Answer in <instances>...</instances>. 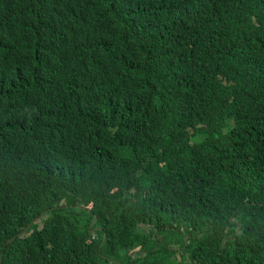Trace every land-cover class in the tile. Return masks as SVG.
I'll return each instance as SVG.
<instances>
[{"label": "trees", "instance_id": "16d2710c", "mask_svg": "<svg viewBox=\"0 0 264 264\" xmlns=\"http://www.w3.org/2000/svg\"><path fill=\"white\" fill-rule=\"evenodd\" d=\"M0 264H264V0H0Z\"/></svg>", "mask_w": 264, "mask_h": 264}, {"label": "clouds", "instance_id": "9594fccd", "mask_svg": "<svg viewBox=\"0 0 264 264\" xmlns=\"http://www.w3.org/2000/svg\"><path fill=\"white\" fill-rule=\"evenodd\" d=\"M39 55L49 56V53L47 52V50L45 49V47H43L42 45H40V44H34V56H35V60H36V58ZM45 80H47V79H45Z\"/></svg>", "mask_w": 264, "mask_h": 264}]
</instances>
